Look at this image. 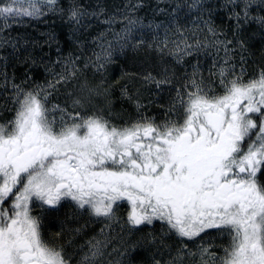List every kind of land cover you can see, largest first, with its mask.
Masks as SVG:
<instances>
[{
  "label": "snow or ice",
  "instance_id": "1",
  "mask_svg": "<svg viewBox=\"0 0 264 264\" xmlns=\"http://www.w3.org/2000/svg\"><path fill=\"white\" fill-rule=\"evenodd\" d=\"M143 7L130 2L118 17L82 0H0V113L11 112L0 117V264H134L138 249L136 264H264V55L249 67L254 42L264 44V0H173L154 10L158 22L136 15ZM49 15L80 51L58 46L43 83L27 72L17 82L8 69L37 63L25 46L34 41L8 32ZM94 21L107 27L85 56L79 40ZM128 48L157 54L142 81L168 94L159 121L138 94L137 116L114 123L109 88L94 82ZM83 218L103 225L97 236L63 243Z\"/></svg>",
  "mask_w": 264,
  "mask_h": 264
},
{
  "label": "trees",
  "instance_id": "2",
  "mask_svg": "<svg viewBox=\"0 0 264 264\" xmlns=\"http://www.w3.org/2000/svg\"><path fill=\"white\" fill-rule=\"evenodd\" d=\"M130 2L132 4L138 2L143 3L145 7L136 12V15L155 19L157 22L165 19L163 14L154 12L157 6L170 9L173 4V0H82V3L85 5H96L97 3L102 4L107 14H116L118 17L120 11H122L124 6ZM179 2L182 4H188L191 3V0H179ZM208 2L216 4L222 2V0H208ZM186 11L187 9H185V12ZM195 17L196 14L193 12L190 19H195ZM214 20L218 26L223 25L225 28H227L229 24V21L226 19L223 12H218L214 17ZM190 26L191 25L189 24V27ZM106 27L107 26H103L94 21L90 27L84 30L83 36L80 37L79 42L83 43V47H92V45L89 46L91 39L95 38L98 32L105 31ZM121 27L122 24H116L113 26V31H119ZM50 33L56 36V42H53L51 46L46 42ZM8 36L10 39L12 37L20 38L21 45L25 44V40L34 41V46H25L28 47V52L37 55V58L35 59L37 60V63L33 65L30 62H16L13 67L8 69L10 75L15 73V76L18 78H21L27 72L32 77L34 75L35 77L33 78L43 80L45 77L43 74L45 71V62L44 60L42 61L41 58H44L45 54H49L50 51L51 56H54L58 46L64 53L72 52V50L75 49V44L73 43L75 38L72 37L70 29L58 16L53 15H49L40 20H27L23 26L13 25L8 32ZM108 38L112 39L111 34L108 35ZM21 52L23 55L20 60L23 61L28 57V52H25L24 48L21 49ZM262 55H264V44L261 45L259 40H257L254 42V47L250 51V70L255 68L260 62ZM156 56L157 54L151 50L140 49L138 51H133L131 48H128L123 54H118L114 62L108 66L113 74L111 77L112 84L115 85V96L119 103L129 101L124 94L122 95V89H124L123 87L125 85L128 86L131 95L138 91L137 88H134V83L140 81L144 70L148 68L149 65L146 61H151ZM211 59L212 58L210 57L205 59L204 56L201 55V65L202 68L205 69V75H207L206 69L211 65ZM186 63H195V60L193 58H188ZM146 95H148V97H146ZM167 95V92L158 95L154 86L151 91L142 92V97L147 98V101L151 103L149 107L154 109V111L151 112L152 115L155 114L157 117L163 115L162 106H166ZM140 96L141 94H139V97Z\"/></svg>",
  "mask_w": 264,
  "mask_h": 264
},
{
  "label": "rangeland",
  "instance_id": "3",
  "mask_svg": "<svg viewBox=\"0 0 264 264\" xmlns=\"http://www.w3.org/2000/svg\"><path fill=\"white\" fill-rule=\"evenodd\" d=\"M91 45H92L91 42H89V46H91ZM261 45H263V44H261ZM93 47H94L93 45H92V47L84 46L83 47L84 55L85 56H90ZM79 51H80V49L75 44V49H73L72 52H79ZM0 54H2V53H0ZM60 54H62L64 56L68 55V53L62 52V50H61ZM57 55H58L57 50L55 51L54 56H51V52L49 51V54H45L44 58L42 57L41 59H42V61L44 60L45 64H49V63H51V62L56 60ZM201 55H203V53ZM221 55H222V53H221ZM209 57L212 58L211 55H209ZM31 58L32 59H36L37 55L32 53L31 54ZM210 63H212V59H211ZM56 70L57 71L60 70L59 66H57ZM93 72H94V69L87 70L86 74L88 75L89 79H93ZM43 74H44V76L48 75L45 71L43 72ZM112 76H113V74H112L110 68H107V70L104 71L102 74L95 75L94 82L95 83L103 82L104 85L109 88L110 98L112 100V111L114 113L118 114L117 118L113 120L114 123L121 124V123L124 122V120H127L129 118H133V117L137 116V109L135 107L136 101H135V99H131L130 100L129 97L135 98L138 94H141V96L139 97L140 102L143 103L144 105H146V107L144 109H142V111L146 112V114H148L150 116H153V115H151L152 114L151 112H153L154 109L149 107L151 105V103L149 101H147L148 100L147 98L142 97V92L149 91L143 85L142 78L140 79V81L134 83V86H135L134 88H137L138 91L134 92V94H132V95H131V92H130V90H129L127 85H125L123 87L124 89H122V95L124 94V96H126V98H128L129 101H125V102L123 101V102L119 103L116 100V96H115V90L116 89L114 88L115 85L112 84V78H111ZM33 77H35V76L33 75ZM16 78H17V82H19L20 78H18V77H16ZM48 78L50 79L51 77L49 76ZM35 79L38 82H40V83L44 82V79L43 80L42 79H37V78H35ZM137 92H138V94H137ZM4 95H6V94L3 93V88H0V104L4 103ZM146 97H148V95H146ZM10 115H11V112H2V113H0V117L10 116ZM120 117H123L124 119L122 120ZM162 117H163V115H162ZM156 118H157V116H156Z\"/></svg>",
  "mask_w": 264,
  "mask_h": 264
},
{
  "label": "flooded vegetation",
  "instance_id": "4",
  "mask_svg": "<svg viewBox=\"0 0 264 264\" xmlns=\"http://www.w3.org/2000/svg\"><path fill=\"white\" fill-rule=\"evenodd\" d=\"M153 116H155V114H153ZM160 119H162V116L157 117V120H160ZM127 211H128V207L126 204H124V206L121 207L118 215L121 218H124V217H126ZM84 225H86V227H83ZM68 226L71 228L83 227V231L80 234L76 235L74 238L67 231L65 233H63V235H62V242L63 243L67 244L68 240L72 239L73 244L77 248H79V246H81V245H84L88 239L92 238L93 236H97V234L100 231V228L103 227V225L100 223H88L87 218H83L80 221H70ZM159 228H160V225H159V222H157L155 225V230L157 232V235L159 234ZM50 230L52 232H58L59 231V225H57L55 228H51ZM151 230H152V228L146 229L145 233H141L138 235H145L148 231H151ZM117 231H118V229H116L114 226V230L112 233V235H113L112 243H113V245H116V246H118V238H116V232ZM136 238H138V236L133 237L132 239H136ZM217 243H220V242L218 241ZM145 256H146V253L142 249H138L136 252L132 253V258H133L134 264H136V262L144 260Z\"/></svg>",
  "mask_w": 264,
  "mask_h": 264
}]
</instances>
